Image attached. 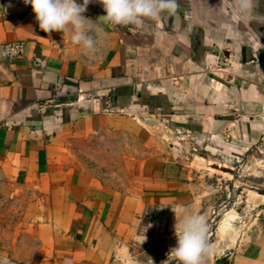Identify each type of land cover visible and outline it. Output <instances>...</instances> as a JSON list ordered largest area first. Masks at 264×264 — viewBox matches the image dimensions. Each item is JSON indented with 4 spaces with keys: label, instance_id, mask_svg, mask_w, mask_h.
Wrapping results in <instances>:
<instances>
[{
    "label": "crops",
    "instance_id": "1",
    "mask_svg": "<svg viewBox=\"0 0 264 264\" xmlns=\"http://www.w3.org/2000/svg\"><path fill=\"white\" fill-rule=\"evenodd\" d=\"M83 15L103 36L92 56L70 30L40 29L24 0H0V46L24 42L20 57L0 60V164L32 197L37 244L0 254V264H120L122 243L159 238L169 212L195 194L178 146L140 166L128 193L111 194L70 166L74 142H196L231 161L264 143V0L247 24L221 0H178L174 14L129 25L108 22L98 0ZM263 258L208 251L201 264Z\"/></svg>",
    "mask_w": 264,
    "mask_h": 264
},
{
    "label": "rangeland",
    "instance_id": "2",
    "mask_svg": "<svg viewBox=\"0 0 264 264\" xmlns=\"http://www.w3.org/2000/svg\"><path fill=\"white\" fill-rule=\"evenodd\" d=\"M0 60H4L1 54ZM180 143L161 142V148L147 146L144 142H101L96 139L72 144L68 152L70 166L94 175L111 194L118 189L128 193L135 171L143 164L159 165L148 159L157 152L170 155L167 153L169 145L178 146L179 154L185 156L189 167L197 174L192 179L195 194L188 203L180 205L182 209H176L177 216L175 211L169 212L166 231L155 234L159 236L156 239L141 236L122 243L114 260L120 264H179L168 257V253L177 243V218L186 214L204 219L210 245L208 251L212 256L232 250L238 254L261 256L262 253L264 257V198L256 199L248 192L256 190L264 194V143L251 151L239 152L240 158L234 161L208 146L196 142ZM31 201L32 197L22 190L18 180L0 164L1 255L22 256L36 248L31 228Z\"/></svg>",
    "mask_w": 264,
    "mask_h": 264
},
{
    "label": "clouds",
    "instance_id": "3",
    "mask_svg": "<svg viewBox=\"0 0 264 264\" xmlns=\"http://www.w3.org/2000/svg\"><path fill=\"white\" fill-rule=\"evenodd\" d=\"M92 0H24L30 4L44 32H72V40L82 46L86 55L92 56L100 47L103 36L95 29L91 19L83 13ZM106 11L104 17L117 25L138 24L142 18L158 19L162 12L174 14L178 0H98ZM230 10L231 16L240 23L247 24L255 8L256 0H221ZM228 32V23L221 26ZM95 33V34H93ZM235 35L234 32L230 33ZM176 213V210L173 209ZM177 216V213H176ZM206 223L199 215L186 214L177 218L175 224L176 245L171 248L168 257L179 264H201V257L210 249L206 237Z\"/></svg>",
    "mask_w": 264,
    "mask_h": 264
},
{
    "label": "built area",
    "instance_id": "4",
    "mask_svg": "<svg viewBox=\"0 0 264 264\" xmlns=\"http://www.w3.org/2000/svg\"><path fill=\"white\" fill-rule=\"evenodd\" d=\"M24 42L12 41L6 42L0 46V54L4 59L14 60L23 54Z\"/></svg>",
    "mask_w": 264,
    "mask_h": 264
}]
</instances>
